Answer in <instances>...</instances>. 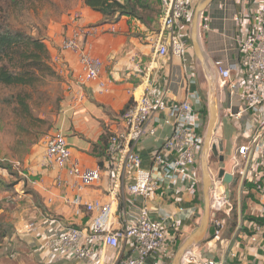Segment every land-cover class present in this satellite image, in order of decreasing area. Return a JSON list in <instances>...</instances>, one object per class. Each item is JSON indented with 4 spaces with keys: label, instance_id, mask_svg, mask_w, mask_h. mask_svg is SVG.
I'll return each instance as SVG.
<instances>
[{
    "label": "crops",
    "instance_id": "crops-1",
    "mask_svg": "<svg viewBox=\"0 0 264 264\" xmlns=\"http://www.w3.org/2000/svg\"><path fill=\"white\" fill-rule=\"evenodd\" d=\"M187 1L191 7L188 18L165 32H161L159 17L150 27L130 16H122L110 23L105 22L100 13L80 2L75 9L81 15L79 26L94 27L93 33L81 37V42L102 60L98 80L105 81L107 89L100 92L98 81L85 83V98L80 103H74L71 99L72 92L76 90L73 75L80 71L77 54L59 52L63 38L75 29V23L70 15L62 14L45 30L44 42L51 57L60 53L71 70L70 77L60 78L70 90L65 91L57 121V130L64 135L65 131L68 133L65 136L71 153L69 164L77 162L84 167L99 166L103 174L96 185L77 190L73 178L67 172L69 164L58 169L44 159V143L29 148L21 164L16 160L11 161L13 168L22 166V169H15L17 175L0 168V264H89L76 260L71 252L50 250L47 243L63 227L87 226L91 214L84 211L83 204L93 200L111 203L115 223L137 220L142 206H146L152 219L164 220L165 240L158 252L146 261L147 264H171L179 246L198 227L201 204L203 207L200 158L207 131L210 94L207 93V97L203 95L200 76L206 72L194 53L190 38L192 15L204 0ZM262 3L263 0H212L206 6L199 17L198 42L211 71L214 62L224 67L239 62L240 40L254 31L253 16ZM174 36H179L185 44L186 52L181 57L171 54L169 41ZM157 41L164 46L163 52H154L153 43ZM143 92L161 97L169 103L185 100L190 94L198 93L201 103L195 108L201 116L202 127L198 133L202 142L195 150V165L189 178L176 183L164 179L149 197L143 198L128 192V175L113 197L108 192V164L104 161L106 136L122 128L121 111L131 102L133 95ZM215 102L218 124L215 136L216 141H220L223 146L224 162L219 163L217 158L210 157L209 169L217 175L220 167L227 172L233 170L232 155L236 144L242 142L243 138L228 116L240 107L236 94H231L226 86L218 85ZM165 117L164 113L156 114L153 120L154 135H145L134 144L144 168L153 167L154 152L161 150L163 140L172 132V126L164 122ZM164 156L172 158V154L167 151ZM154 173H162L161 168L154 167ZM57 175L64 182L61 186L54 185ZM76 195L81 199L79 213L75 212L77 207L70 203ZM29 222H33L36 229L27 231ZM210 233L209 228L204 239ZM229 241L230 238L222 236L215 250L205 248L201 242L191 247L198 245L199 250L210 258L223 260L226 264H237L238 259L230 257L228 251L233 249L238 254L246 253L245 242H232L227 246ZM122 255L123 250L104 248L99 244L98 257L91 264H114ZM251 259L252 256L245 257V260Z\"/></svg>",
    "mask_w": 264,
    "mask_h": 264
},
{
    "label": "built area",
    "instance_id": "built-area-1",
    "mask_svg": "<svg viewBox=\"0 0 264 264\" xmlns=\"http://www.w3.org/2000/svg\"><path fill=\"white\" fill-rule=\"evenodd\" d=\"M190 10L187 0H161V32L188 18ZM70 16L75 29L63 38L59 52L71 51L77 54L80 71L73 75L76 90L72 92L71 99L74 103H80L85 98V83L98 81L100 92L107 89L105 81L98 80L102 60L81 42V37L93 33L94 27L79 26L81 15L78 11L70 13ZM253 27L254 31L240 40L241 58L237 64L224 67L214 62L212 65L216 83L226 86L231 94H236L240 103V107L228 116L243 139L236 144L232 155L233 170L228 172L233 175L234 184H225L209 169L211 239L205 248L221 240L228 219L236 213V224L227 246L232 242H245L246 253L238 254L233 249L228 251L230 257L238 259L237 264H264V0L253 16ZM169 42L173 56L181 57L185 54L186 47L179 36L171 37ZM153 47L156 53L164 50L158 41L153 43ZM60 53L51 57L50 64L58 76L70 77L71 70ZM199 103L201 97L198 93L170 103L148 92L132 96L131 102L120 114L122 128L111 132L107 146L109 160L106 171L110 195L116 196L128 175V192L143 198L149 197L164 179L176 183L190 177L195 165V150L202 142L198 133L202 127L201 116L195 108ZM159 113L166 115L164 122L172 126V132L163 140L161 150L154 152L153 167L144 168L139 154L134 150V144L145 135H154L153 120ZM43 143V157L47 162L58 169L69 164L70 148L66 136L60 130L56 129L48 135ZM166 151L172 154V158H165ZM154 167L161 168L162 173H154ZM67 172L73 178L77 190L96 185L103 174L99 166L84 167L77 162L70 163ZM245 182L251 185L243 187ZM63 184L61 176L57 175L54 185ZM241 197L245 199V215L248 216L244 220L241 218ZM70 203L77 207L75 212L79 213V195L72 198ZM83 207L84 211L91 214L87 226L63 227L54 239L48 241L47 247L50 250L71 252L76 260L91 264L98 257V245L101 244L104 248L123 250L124 255L118 257L114 264H147L146 261L158 252L165 240L164 220L152 219L146 206L141 207L137 220L123 224L113 220L111 203L93 200L84 203ZM26 229L33 231L36 225L29 222ZM197 246H190L183 253L181 264H223V260L208 257ZM246 256H252L253 259L245 260Z\"/></svg>",
    "mask_w": 264,
    "mask_h": 264
},
{
    "label": "rangeland",
    "instance_id": "rangeland-1",
    "mask_svg": "<svg viewBox=\"0 0 264 264\" xmlns=\"http://www.w3.org/2000/svg\"><path fill=\"white\" fill-rule=\"evenodd\" d=\"M9 1L16 2V5L10 8V19L12 23L23 27L34 36H43L48 26L58 19L60 15L64 14L69 16L70 13L75 11L79 3L82 2V0ZM212 76L214 77L213 72ZM200 77L203 86V95L207 97L208 94H211L210 79L207 73ZM209 77L211 78V76ZM60 78L61 77L58 75L49 76L46 77L43 83L36 89L24 88V90L30 92L32 96L28 103L31 106L33 114L46 121L45 124H38L34 128L29 129L28 133L17 127L19 121L15 113V109L17 108L15 96L22 88L19 86H4L0 84V168H2V166H9V173L17 175L15 169H22V166L19 165L13 168L11 161L16 160L21 164L29 148L34 144L38 146L43 144L44 139L57 129V121L62 108L61 102L64 99L65 91H69ZM215 86L218 88L216 82ZM222 87H224V85ZM19 132H21L20 135ZM65 135H68L66 131ZM239 164L241 163L239 162ZM234 182L235 179L233 180V184ZM242 199L241 197V200ZM200 208L202 212V204ZM7 217L9 216L7 215ZM235 224L236 213L229 218L222 236L229 239L234 231ZM210 239L211 238L207 236L201 242V245L207 246L206 243ZM219 243L220 241H215V243H213L215 247H212L214 246L212 245L210 248L212 250L217 249V246L220 245Z\"/></svg>",
    "mask_w": 264,
    "mask_h": 264
},
{
    "label": "trees",
    "instance_id": "trees-1",
    "mask_svg": "<svg viewBox=\"0 0 264 264\" xmlns=\"http://www.w3.org/2000/svg\"><path fill=\"white\" fill-rule=\"evenodd\" d=\"M82 3L100 13L105 22L113 23L122 16H130L147 27L156 21L161 10V0H82ZM13 5H16L15 1L0 0V84L22 88L15 96L17 105L15 113L19 121L17 127L28 133L29 129L38 124H45L46 121L33 114L28 103L32 96L24 88L36 89L46 77L57 74L50 64L51 55L44 42V36H34L23 27L12 23L10 8ZM127 106L128 104L124 108ZM110 136L111 132L107 133L104 161L109 160L107 146ZM2 168L10 169L9 166ZM250 185L247 182L243 183V187ZM245 209L246 203L243 198L242 220L248 217L245 215Z\"/></svg>",
    "mask_w": 264,
    "mask_h": 264
},
{
    "label": "water",
    "instance_id": "water-1",
    "mask_svg": "<svg viewBox=\"0 0 264 264\" xmlns=\"http://www.w3.org/2000/svg\"><path fill=\"white\" fill-rule=\"evenodd\" d=\"M212 0H204L200 3L194 10V13L191 18L190 25V38L192 42V47L195 55L200 61L202 67L205 72L212 76V71L206 64L199 47L198 42V25H199V17L206 6ZM214 82H216L213 77ZM216 85H218L216 83ZM211 95V94H210ZM217 107L215 100L213 101L211 96H209V114L207 118V131L204 136L203 144H202V152L200 158V169H201V185H202V198H203V211L201 214V221L198 227L183 241V243L179 246L177 251L175 252L171 264H181V257L183 253L193 244H199L204 239L208 228H209V195L208 189L210 186V173H209V158L215 157L217 158L219 163L224 162L223 155V146L220 141H216L215 133L217 131ZM217 177L221 178L225 184H229L233 181V175L225 171L224 168L220 167L217 172ZM242 183V181H241ZM241 185V184H240Z\"/></svg>",
    "mask_w": 264,
    "mask_h": 264
},
{
    "label": "bare ground",
    "instance_id": "bare-ground-1",
    "mask_svg": "<svg viewBox=\"0 0 264 264\" xmlns=\"http://www.w3.org/2000/svg\"><path fill=\"white\" fill-rule=\"evenodd\" d=\"M209 76L210 75H208V78L210 79L209 82H210V86H211V90H210L211 95L210 96H211L212 100L214 101L215 100V94H216V86H215V82L213 80V76H211V78Z\"/></svg>",
    "mask_w": 264,
    "mask_h": 264
}]
</instances>
